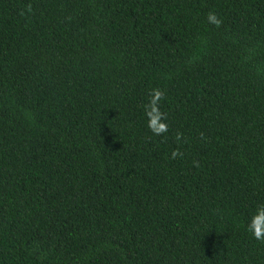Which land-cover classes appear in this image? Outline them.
<instances>
[{
	"label": "trees",
	"instance_id": "trees-1",
	"mask_svg": "<svg viewBox=\"0 0 264 264\" xmlns=\"http://www.w3.org/2000/svg\"><path fill=\"white\" fill-rule=\"evenodd\" d=\"M262 203L264 0H0V264H264Z\"/></svg>",
	"mask_w": 264,
	"mask_h": 264
},
{
	"label": "clouds",
	"instance_id": "clouds-1",
	"mask_svg": "<svg viewBox=\"0 0 264 264\" xmlns=\"http://www.w3.org/2000/svg\"><path fill=\"white\" fill-rule=\"evenodd\" d=\"M207 20L210 24H215L217 26L222 23V19L218 17L215 11L208 14ZM151 95L153 97V103L155 104L163 96V93L159 89H154ZM148 127L152 131L151 121L148 122ZM176 155H178V153L174 152L173 158H175ZM246 227L247 231L254 239L264 242V203L255 206L250 214Z\"/></svg>",
	"mask_w": 264,
	"mask_h": 264
}]
</instances>
